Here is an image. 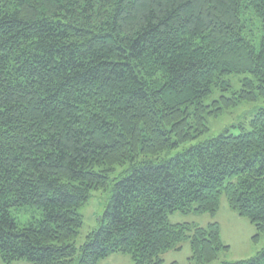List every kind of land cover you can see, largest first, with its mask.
<instances>
[{"label": "trees", "instance_id": "trees-1", "mask_svg": "<svg viewBox=\"0 0 264 264\" xmlns=\"http://www.w3.org/2000/svg\"><path fill=\"white\" fill-rule=\"evenodd\" d=\"M249 75L231 98L228 77ZM264 99V0H0V257L5 264H163L190 243L195 264L227 252L229 207L264 235V108L251 130L210 118ZM100 227L77 247L79 214L111 188ZM39 218L21 226L15 212ZM221 264H264L256 257Z\"/></svg>", "mask_w": 264, "mask_h": 264}, {"label": "rangeland", "instance_id": "rangeland-1", "mask_svg": "<svg viewBox=\"0 0 264 264\" xmlns=\"http://www.w3.org/2000/svg\"><path fill=\"white\" fill-rule=\"evenodd\" d=\"M244 78H250V76L233 75L228 77L232 86L231 91L222 92L221 90H215L206 101V104L221 101L222 96L231 98L234 92H239L242 89V81ZM260 108H264L263 98H260L254 103H241L236 108L225 110L219 117L210 118L209 134L192 144L216 138L227 131L232 135L238 136L242 133V129L245 131L251 130L250 122ZM124 170L125 168L117 167L116 172L111 174V188L107 191L92 192L89 202L79 209V214L83 217L84 226L80 231V235L75 240L77 247L83 246L87 241V236L100 227L101 218L112 196V189L116 183L115 179ZM14 215L17 217L18 223L21 226L27 225L28 221L34 219V217H40V213L33 211V209L17 211ZM170 222L173 225L190 223L201 228H206L211 223L218 222L221 226V239L230 248L227 252H222L219 259L212 264L252 259L264 248V235L260 237L259 241H255L253 239L256 235L255 227L248 219L239 217L237 213L231 210L225 196L222 197L220 210L214 218L210 215L183 214L177 212L170 216ZM162 258L164 260L163 264H195L191 260L192 250L188 242L183 245L182 250L168 251ZM0 264H5L1 257ZM13 264L28 263L22 261ZM99 264H133V262L129 256L113 255L101 261Z\"/></svg>", "mask_w": 264, "mask_h": 264}]
</instances>
